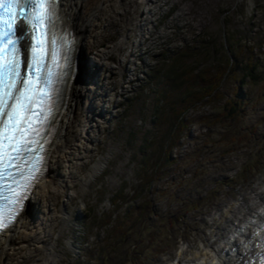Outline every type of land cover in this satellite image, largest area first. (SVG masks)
I'll list each match as a JSON object with an SVG mask.
<instances>
[{
    "label": "rangeland",
    "instance_id": "1",
    "mask_svg": "<svg viewBox=\"0 0 264 264\" xmlns=\"http://www.w3.org/2000/svg\"><path fill=\"white\" fill-rule=\"evenodd\" d=\"M134 1L106 0L100 6L109 18L94 27L96 32L103 30L102 53L84 61L93 95L88 107L90 127L67 185H53L62 195L57 201L50 198L36 243L22 244L34 249L23 264H103L93 258L98 246L107 247L114 234L111 226L101 225L110 213L112 219L121 216L133 190L142 187L146 200L155 203L156 214L150 215L148 223H138L133 237L108 263L123 259L126 247L135 244L136 249H144L155 244L157 236L150 239L147 227L160 228L159 238L167 246L155 256L154 248L138 253L146 256L143 264H221L220 259L229 258V264H245L247 260L235 243L249 237L264 219V164L234 191L223 187L252 158L254 142H228L231 135L239 129L249 132L254 126L256 136H264V76L256 84L244 81L240 87L243 111L223 126L202 123L204 118L212 121L220 115L223 98L205 99L193 107L186 129L172 139L170 154L177 161L167 178L151 187H138L137 174L142 166L154 168L158 146L167 136L166 124L159 126V119L153 118L154 108L162 116L161 111L181 93L161 75L177 66L176 56L183 66L190 63L195 68L202 63V68L208 67L227 39L242 47L263 43L264 0H137L139 5L133 9ZM240 78L224 83V97L231 95ZM161 93L166 98L159 102ZM149 156L148 164L143 163ZM122 187L123 203L112 207L111 198ZM220 187L211 205L203 202L199 210L186 208ZM178 215L183 219L174 222ZM241 224L249 226L248 233L235 237Z\"/></svg>",
    "mask_w": 264,
    "mask_h": 264
},
{
    "label": "snow or ice",
    "instance_id": "2",
    "mask_svg": "<svg viewBox=\"0 0 264 264\" xmlns=\"http://www.w3.org/2000/svg\"><path fill=\"white\" fill-rule=\"evenodd\" d=\"M57 19V0H0V234L13 227L46 167L45 133L72 44L57 36Z\"/></svg>",
    "mask_w": 264,
    "mask_h": 264
},
{
    "label": "trees",
    "instance_id": "3",
    "mask_svg": "<svg viewBox=\"0 0 264 264\" xmlns=\"http://www.w3.org/2000/svg\"><path fill=\"white\" fill-rule=\"evenodd\" d=\"M234 43H236V45H233ZM241 47L242 44L238 41L231 42L227 39L224 45H220L221 51L215 53L210 58L212 65L209 64V66L205 68L201 67L202 63H199L195 68H190V63V65L188 64L189 66H183L178 56H176L173 61L177 66L175 68H170L161 75L167 78L171 86L170 88H181V93L176 98L175 103H171V105H168L161 111V114H163L162 116L159 115V108L157 106L153 110V118L155 120L159 119L158 125L163 126L166 124L165 130H167V136L162 137L160 147L158 146V157L155 160L154 168L149 166V169H146L142 166L140 169L142 171L137 174L138 187L144 185H146V187H151L162 179L167 178V175L176 166L177 160L172 159L170 154L171 149L174 147L172 139L177 132L186 129L189 121V112L195 105L201 103L205 99H224L225 102L218 117L212 121H209L208 118L203 119L202 123L208 127L216 124L223 126L226 120L232 121L234 118L241 115L245 102L244 95L240 92L241 85H243L246 79H248V82L256 84L260 78L264 76V42L259 43L255 47H247L246 44L242 48ZM239 76L241 77L239 84L233 88L229 97H224L222 94L224 83L228 80L237 81V77ZM165 98V93H161L159 102L164 101ZM252 128L253 129L249 130V132H244L239 129L237 135H231L232 137L228 141H238L239 143L246 144L251 141L254 142L253 150L251 151L252 158L245 163L237 176L225 181L226 184H224L223 188H228L230 191H234L236 188L240 187L241 181L245 182V180L252 177L255 171L264 164V136L262 138H260L259 135L256 136L254 131L256 128L254 126ZM252 136H254V138H252ZM149 161L150 156L145 158L143 163L148 164ZM147 171H150L148 173L149 179H147ZM223 188L220 187L217 190L209 192V194L204 197L203 201L199 200L195 203H190L186 208L194 211L201 208L199 207L200 203L206 202L205 206L211 205L217 199L216 191L220 193ZM124 190L125 188L122 187L113 195V198H111L112 207H115L116 203H123L124 198L122 194ZM129 203L130 204L126 206L121 216L114 219H112L113 213L106 216L101 228L111 226L114 237L111 238L110 243L112 242V245L108 247L110 245L109 243L107 246L108 249L101 245L98 246L99 253L93 258L95 263L101 260L103 264H110L108 260L113 261L115 252L120 246L125 245V243L133 237L134 229L138 223L143 222L146 224L150 219V215L153 214L154 216L156 214L155 203L151 200H146L144 187L140 190H133ZM146 213H148V215H146ZM182 219L183 215H178L174 222ZM168 222L170 226L174 224L172 218H170ZM186 229H188V227H186ZM146 230L149 231L150 239H154V237L157 236V240H154L155 244L150 245V247H143L144 249H136L135 244L133 247H126L124 258L111 264H143L146 260V256L142 257L140 254H144L143 250L150 248H154V252L152 253L153 256L157 253H161L163 251L162 248L167 246L162 236L159 238V235H163V231L160 228L150 229V227H147ZM142 242L143 240L139 243L142 244Z\"/></svg>",
    "mask_w": 264,
    "mask_h": 264
},
{
    "label": "bare ground",
    "instance_id": "4",
    "mask_svg": "<svg viewBox=\"0 0 264 264\" xmlns=\"http://www.w3.org/2000/svg\"><path fill=\"white\" fill-rule=\"evenodd\" d=\"M105 1L57 0L56 29L72 41L65 67L67 73L59 85L60 94L48 127L49 143L46 144L44 174L31 190V198L24 202L13 227L0 234V264H23L28 258L26 254H32L34 249L22 244L36 243L39 223L43 220L47 204L50 198L57 201L56 198L61 197L60 188L67 185L80 145L88 133L92 113L88 107L93 102V95L92 88H88L89 68L84 61L87 56L102 53L99 45L105 42L103 30L99 33L94 27L109 20L101 12L100 6ZM132 4L134 9L139 2L135 0ZM58 183L61 187L55 189L53 185Z\"/></svg>",
    "mask_w": 264,
    "mask_h": 264
},
{
    "label": "flooded vegetation",
    "instance_id": "5",
    "mask_svg": "<svg viewBox=\"0 0 264 264\" xmlns=\"http://www.w3.org/2000/svg\"><path fill=\"white\" fill-rule=\"evenodd\" d=\"M23 40H24V38H23Z\"/></svg>",
    "mask_w": 264,
    "mask_h": 264
},
{
    "label": "water",
    "instance_id": "6",
    "mask_svg": "<svg viewBox=\"0 0 264 264\" xmlns=\"http://www.w3.org/2000/svg\"><path fill=\"white\" fill-rule=\"evenodd\" d=\"M24 34V33H23Z\"/></svg>",
    "mask_w": 264,
    "mask_h": 264
}]
</instances>
